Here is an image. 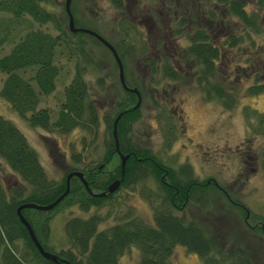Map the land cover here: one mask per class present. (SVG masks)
Instances as JSON below:
<instances>
[{
    "label": "trees",
    "instance_id": "16d2710c",
    "mask_svg": "<svg viewBox=\"0 0 264 264\" xmlns=\"http://www.w3.org/2000/svg\"><path fill=\"white\" fill-rule=\"evenodd\" d=\"M109 1L117 11L123 10L119 0ZM92 2L70 0L69 9L74 24L99 32L101 20L86 12L87 8L96 10ZM0 11L7 13L0 17V48L11 40L7 50L0 52V71L3 72L0 97L23 117L27 125L39 126L45 131L64 132L77 127L81 130L80 140L83 142L86 135L83 132L93 136L98 127L103 133L100 156L107 158L110 164L106 170L95 169V174H91L98 160L94 163L91 159L82 161L81 152L73 151L69 153L73 162L63 174L49 178L24 134L0 114V158L16 176L12 181L7 177L2 182L0 180V264H119L120 253L130 244L138 250L136 264H173L169 256L175 243L194 251L205 264H264V217L258 216L257 220L248 223L247 209L238 198L230 192L224 195L216 191L209 181L199 186V179L190 174L185 162L171 160L170 163L157 153L147 161L138 159L148 150H142L129 135L131 123L139 113L138 105L131 106L136 95L119 84L115 61L103 43L88 32L68 29L62 0H0ZM82 18L86 21L81 22ZM110 22L109 29L131 27L126 18H123L125 25L120 17ZM15 23L22 24V31H17L12 40L10 32ZM130 32L114 31V41L99 33L118 51L125 84L136 87V69L131 70L129 76L125 71L126 58L130 61L137 54L136 40L129 39L133 36ZM121 38L128 47L126 50L117 43ZM99 46L110 55L111 66L107 72L112 81L104 82L103 75L96 74L97 88L93 92L89 88L88 75L99 69L98 63L103 58ZM56 52H63L72 59L73 70L62 84L60 100L51 114L47 106L38 103L55 86L60 69V64L54 61ZM102 60L104 62V58ZM113 83L117 84L119 92L112 89ZM105 90L110 92L102 95ZM112 90L113 96L109 95L113 94ZM118 111L121 113L115 122L117 147L119 152L127 153L120 186L111 193L92 194L87 188L96 190L114 175H120V163L111 136V122ZM262 126L258 127L264 129ZM42 136L46 152L65 162L54 140ZM262 162L264 167V160ZM73 169L81 171L87 187L79 177L70 174L66 192L50 208H19L41 246L56 254L57 261H54L36 250L15 213V206L23 201L49 202L62 191L65 174ZM147 176L153 178L155 184L150 188L157 198V201L149 198L152 223L124 211L112 215V222L97 228L104 215L94 211L83 216L71 215L63 224L68 244L56 250L46 247L48 210L55 211L72 204L81 209L115 204L114 193L120 187L131 186L138 178ZM187 205L199 211L203 223L194 217L185 219L175 213V209ZM232 219L234 224L225 225L223 220L230 223Z\"/></svg>",
    "mask_w": 264,
    "mask_h": 264
},
{
    "label": "flooded vegetation",
    "instance_id": "af4514ba",
    "mask_svg": "<svg viewBox=\"0 0 264 264\" xmlns=\"http://www.w3.org/2000/svg\"><path fill=\"white\" fill-rule=\"evenodd\" d=\"M119 1L123 9L119 11L114 9L109 1L114 10L112 19L117 20L120 17L122 24L125 25L123 18H126L131 22V27L109 30L131 31L133 34L131 41L136 40L135 88L139 97L138 110L149 107L151 117H155L156 122L162 120L163 125L171 128L170 131L169 129L166 131L165 126L162 127L161 136L165 141L161 145L162 150L168 149L177 137L185 138L188 143L180 144L192 148L189 158L177 161L171 157V160L185 162L190 174L199 179L198 185L209 181L216 191L227 195L229 190L213 173L209 174L207 166L202 165L200 168L203 172L201 176L193 172L190 156L199 160V151L206 152L207 155L209 152L206 149L202 150V143L193 142L191 135L187 134L186 131L192 124L187 120L181 105L185 99L213 100L218 105L212 107L219 109L203 124L205 135L211 137V142L219 140V143L215 144L217 149L213 154L232 157L236 171L242 170L245 177L257 173L260 169L264 171L262 162L264 129L258 127L259 125L264 127V107L255 106L252 100L251 105L242 99L238 112L250 134H245L242 128L240 135L232 143L228 142L226 137L222 136L221 139V134L217 137L215 130L222 131L225 124L233 125L234 114L231 111L236 98L257 93L264 96V40L257 45L255 41L256 33L264 37V22L258 12V9L264 8V0ZM236 9L238 11H235ZM239 10L243 12L240 13ZM123 41L124 38H121L117 43L126 50L128 47ZM174 94L177 99L173 105L170 101ZM155 98L162 101L156 102ZM167 101L170 107L166 106ZM261 103L264 106L263 102ZM139 117L140 112L137 118ZM168 117L171 120L166 124L169 122ZM256 135L260 138L254 144L255 150L250 153L253 150L251 144L254 143L251 140L255 139ZM140 145L142 150H148V153L138 157L140 160H150L152 154L159 151L152 150L145 143ZM115 152L120 160L119 150ZM249 157L253 158L251 163L247 160ZM90 159L93 163L98 160L91 174H95V169L106 170L110 167L109 160L102 158L100 154ZM245 162L249 163L248 167ZM118 177L114 175L106 183L101 184L100 188L89 189V192L104 194L117 190L122 176L118 181L119 185L112 190L107 191L106 186L112 179ZM102 193L99 194L103 195Z\"/></svg>",
    "mask_w": 264,
    "mask_h": 264
},
{
    "label": "rangeland",
    "instance_id": "374dc122",
    "mask_svg": "<svg viewBox=\"0 0 264 264\" xmlns=\"http://www.w3.org/2000/svg\"><path fill=\"white\" fill-rule=\"evenodd\" d=\"M93 5L95 6L96 10L92 11L87 8L86 12L89 15L91 12L93 14L92 16L96 17L95 18L96 20L97 19L101 20L102 27L100 28L101 31L99 32L104 34V36H106L108 39H112L114 41L116 38L114 31L109 30L111 26L110 21L112 20V15L114 14L112 5L109 3V0H93L92 6ZM258 12L259 15L262 16L264 22V8L262 10L258 9ZM6 14H7L6 12L0 11V17H4L6 16ZM77 15L80 18V14L78 13ZM83 18L80 19L81 22L86 21ZM17 31L19 32L22 31L21 23L13 24V28H11V32H10L11 35L10 39L14 40L13 38L16 37ZM49 31L54 32L52 29H49ZM132 38L133 37H130L129 39ZM263 40H264L263 35L261 36L260 34L256 33L255 36L256 45L258 43H261ZM9 41L1 45L0 52L7 50ZM99 49L101 55L104 58V62L102 58L101 61L98 63V65H100L99 69L96 72L88 75L90 77L89 88L93 92L97 88L96 82L94 81V78L97 76L96 74L103 75L105 79L103 80L104 82L110 83L112 81V78L110 77L111 74L107 72L108 67L111 66V60L109 58L110 55L104 50L103 47L99 46ZM54 61L57 64H60V69L55 79V86L49 93L43 95L38 103L39 105L47 106L51 114L54 113V110L58 105V101L60 100L62 84L68 80L73 70L72 59L64 56L63 52H56L54 56ZM136 65H137L136 59L131 58L129 61L126 58L125 71H127L126 74L128 76H129L128 73H130L131 70H135ZM2 75L3 72L0 71V78L2 77ZM112 89L116 93L119 92V88L116 83H113ZM113 90H112L113 94H109V95L111 96L115 95ZM109 92L110 91L108 90L107 93ZM107 93L105 90L101 94L105 95ZM254 98L255 101L253 102ZM176 99H177L176 94H174L170 101L171 104L174 105ZM242 99H245L250 103L252 100V103L255 106L264 107L261 103L263 102L264 104V96L261 93H257L253 96L245 95L243 97L236 98L234 106L231 111L234 114L233 125L225 124L224 129L222 131L215 129L217 131V137L219 134H221L220 138L222 139V136L226 137L228 139L227 141L230 143L236 141V138L240 135L242 128H244L245 134H250L248 129L244 126L242 117L241 115H239L238 112V108L240 107ZM101 100H103L102 97ZM155 101L160 102L162 100L155 98ZM203 101L185 99L184 102H182L181 104L183 110L187 115L186 116L187 120H189L190 123L192 124L187 129L186 131L187 134L191 135L193 142L198 141L202 143L203 145L202 150L206 149L209 152L207 155L206 152L202 153L199 151V160H197L196 157L190 156V159L192 161V163L190 164L192 165V168L194 170L193 172H197V174L201 176L203 172L200 170V168L202 167V165L207 166L210 172L209 174L213 173L215 177L218 178V180L222 181V183L229 190L231 195L238 198V200L241 201L244 207H246L248 213L246 216L247 221L248 223H252L254 220H257L258 216L264 217V171L260 169L257 173L245 177L244 176L245 174L243 173L242 170L236 171L235 169L236 165L234 164V160L232 159V157H226L225 155H220V154H213V152H215V149H217L215 144L219 143V140L211 142L212 141L211 137L205 135L203 124L206 121L210 120V115L215 111H217L219 107L216 108L212 107L215 104H217L213 100H203ZM252 103L251 105H253ZM165 104L166 106L170 105L168 101ZM164 110H166V107ZM139 112H140V117L139 118L136 117L133 120L129 130L130 131L129 135L134 143L148 144L152 150L159 149V151H156V153L161 158L170 160V163H171V157L176 158L177 161L180 159L186 160V158H189V155L192 153V148H190V146L188 145L181 146L180 142L186 144L188 143L187 140L185 138L183 139V137L181 138V136L177 137L176 140L172 143V145L170 144L168 149L163 151L161 146L165 143V141L161 136L162 127L165 126L163 125V121L159 120L158 122H156L155 117H151V114L149 112V107L148 109L142 107L139 110ZM0 114L10 119L24 134L28 143L34 148L38 161L41 164L45 174L49 178L60 177L63 174L64 170H66L67 166L73 162L69 156V153L78 150L82 154L81 155L82 161H87L90 158H93L96 155L100 154L101 152V146H102L101 142L103 140V133L101 129L98 130V127L93 136L92 133L87 134L86 132H83L86 134L85 140L83 142L80 140L81 130L77 127L71 128L70 130L64 132H59L56 130L45 131L39 126L27 125L23 117H21L13 109H11L8 103L1 97H0ZM168 118H169V122H167L166 124L170 123L171 118L170 117ZM168 129L169 131L171 130L170 127L165 126V130L168 131ZM42 135L46 136L47 138H52V140H54V143L57 145V148L65 156L64 157L65 162L60 161L58 157L53 158V156H51L48 152H46L45 139ZM217 137L216 139H219ZM259 138L260 136L256 135L255 139L251 140L254 141V143L251 144V149L253 150L250 153H253V151L255 150L256 145L254 144L256 143V140H258ZM204 144H206L207 147H205ZM226 152L229 153L228 150ZM247 160H249V163H251L250 161L253 160V158L249 157L247 158ZM245 163L247 164L246 166L248 167L249 163L248 162ZM11 171L12 170L8 167V165L0 158L1 182L6 177L10 181L16 178L15 174H13ZM231 171H233L234 173L232 174ZM151 178L152 177H148V176L143 179L138 178L135 181V183H133L131 186H124V188H120L118 191L114 193L113 198H115L117 202L112 205H102L100 207L89 206L87 209H81L77 205L72 204L68 206H63L60 209L58 208V210L55 211L48 210V214H50V216L47 221L48 233L45 240L46 247L49 248L50 250H56L59 247H64L68 244L66 234L63 230V224L65 220L71 215L83 216L91 211L98 212L102 216L104 215L103 216L104 218L98 222L97 228L109 224L114 219L112 215H115L116 213L117 214L123 213L124 211H127V215H139L147 222L152 223L151 208H150L151 206H150L149 198H151L154 201H157L156 200L157 198H156V194H154L155 192L152 191L150 188V187H154L155 184L154 181H152L153 178L152 179ZM175 213L181 215L185 219L189 217H194L195 219L200 220V222L202 220V223L204 220L201 218L199 211H197V209L192 205H187L182 209H175ZM223 221L227 226L230 224L231 225L234 224L233 219L231 220L230 223L226 222L225 220ZM235 224L237 223L235 222ZM137 258H138V250L134 245L130 244L127 247H125L124 250L120 253L118 257V263L136 264ZM169 259L173 264H205L198 254H196L192 250H188L184 248V246L181 245L180 243H175L172 246Z\"/></svg>",
    "mask_w": 264,
    "mask_h": 264
},
{
    "label": "water",
    "instance_id": "95a60500",
    "mask_svg": "<svg viewBox=\"0 0 264 264\" xmlns=\"http://www.w3.org/2000/svg\"><path fill=\"white\" fill-rule=\"evenodd\" d=\"M69 1L70 0H62V6H63V10H64V12L66 14V25H67L68 29L70 31L81 30V31L88 32V33L92 34L96 39H98L101 43H103L109 49V51L111 52V54H112V56H113V58H114V60L116 62L118 81H119L120 85L123 88L135 92L136 99H135L132 107L135 106V105H137L138 104V101H139V97H138V94L136 92V88L135 87H128L124 83L123 75H122L121 63H120V60H119V58L117 56V53H116L114 47L112 46V44L108 40H106L103 36H101L95 30H93V29H91L89 27H86V26L75 25L73 23L72 14H71L70 9H69ZM120 113H121V111H118L114 115V117L112 119V122H111V136L113 138V145H114L115 150H118V147H117V138H116V133H115V122H116L118 116L120 115ZM118 153H119V157H120V160H119V163H120V175H119L118 178L112 179L107 184V186H106L107 191H110V190H112L113 188H115L117 186L118 181L121 178L122 173H123L122 165H123V162H124L125 157L127 156V153H124V154H122L121 152H118ZM71 173L77 175L81 179V181L83 182L84 186L87 187V184H86L84 178L81 175V171H79V170H70V171H68L65 174L64 188L62 189V191H60L49 202H46V203H35L33 201H23V202H20V203L16 204V206H15V213H16L18 219L20 220V222L26 228L27 234H28L30 240L32 241L33 245L37 249V251L43 257L48 258V259H51V260H54V261H57L56 254L53 253V252H51V251H49V250H47V249H45V248H43L40 245V243L38 242L37 238L34 235V232H33L32 228H31L30 224L23 217V215L20 213L19 208L22 207V206H31V207L40 208V209H48V208H50L66 192L67 187H68V177H69V175ZM87 189H88V191H90L89 188H87ZM99 193H102V192H98V193H95V194H99Z\"/></svg>",
    "mask_w": 264,
    "mask_h": 264
},
{
    "label": "bare ground",
    "instance_id": "6f19581e",
    "mask_svg": "<svg viewBox=\"0 0 264 264\" xmlns=\"http://www.w3.org/2000/svg\"><path fill=\"white\" fill-rule=\"evenodd\" d=\"M117 138V137H116Z\"/></svg>",
    "mask_w": 264,
    "mask_h": 264
}]
</instances>
